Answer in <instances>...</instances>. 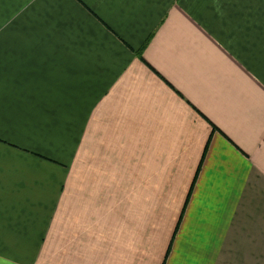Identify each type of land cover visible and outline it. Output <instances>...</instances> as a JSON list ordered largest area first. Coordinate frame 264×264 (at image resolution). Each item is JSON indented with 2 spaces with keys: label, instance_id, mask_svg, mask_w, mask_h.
Here are the masks:
<instances>
[{
  "label": "crops",
  "instance_id": "obj_1",
  "mask_svg": "<svg viewBox=\"0 0 264 264\" xmlns=\"http://www.w3.org/2000/svg\"><path fill=\"white\" fill-rule=\"evenodd\" d=\"M0 264H264V0H0Z\"/></svg>",
  "mask_w": 264,
  "mask_h": 264
}]
</instances>
